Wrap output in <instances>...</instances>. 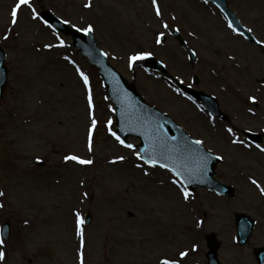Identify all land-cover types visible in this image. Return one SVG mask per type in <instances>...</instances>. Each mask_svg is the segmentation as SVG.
<instances>
[{
	"label": "rangeland",
	"instance_id": "obj_1",
	"mask_svg": "<svg viewBox=\"0 0 264 264\" xmlns=\"http://www.w3.org/2000/svg\"><path fill=\"white\" fill-rule=\"evenodd\" d=\"M228 1L264 43V0ZM18 3L0 0V44L9 67L0 101V227L11 222L0 264H208L212 241L223 264H257L255 250L264 246V140L252 144L242 130L264 131V46L236 34L203 0H29L17 9L13 25ZM43 8L80 30L91 26L111 63L146 100L221 157L217 178L235 186V197L189 191L171 172L120 144L112 135L114 107L97 70L70 36L41 20ZM173 28L196 52V63L171 35ZM144 53L150 55L131 60ZM149 56L167 65L169 78L144 67ZM195 74V87L218 98L231 124L178 91L175 81L193 84ZM73 155L93 163L65 159ZM119 157L125 164L113 166L123 161ZM88 212L90 224L84 220ZM239 213L256 219L246 245L236 239ZM182 252L189 253L188 261Z\"/></svg>",
	"mask_w": 264,
	"mask_h": 264
},
{
	"label": "water",
	"instance_id": "obj_2",
	"mask_svg": "<svg viewBox=\"0 0 264 264\" xmlns=\"http://www.w3.org/2000/svg\"><path fill=\"white\" fill-rule=\"evenodd\" d=\"M219 3L223 10L229 15L235 25L243 31L246 36L256 41L251 33L242 27L235 15L230 12L226 0H212ZM53 26L66 33H72L75 45L85 53L91 61L96 63L105 78L112 98L114 99L118 110L117 131L126 140L130 134L141 137L142 143L139 146L143 157L147 160L155 159L160 164H168L169 168H178L182 173L180 177L187 186L193 188L196 185L206 186L225 195H234V188L224 185L214 179L212 175L218 158L211 155L203 149L200 144L192 140L184 130L179 127L171 118L159 112L155 108H150L144 104L143 99L138 94L133 85L127 83L125 79H119L108 67L103 57L99 56L98 47L93 40V35L88 32L79 34L68 28L55 15L49 11L42 14ZM181 44L191 53L186 43L175 32ZM193 55V54H192ZM195 59V56H193ZM5 53L0 47V98L7 78V68L4 65ZM149 65L159 68L160 64L156 61H150ZM185 90L199 98L208 110L225 119L227 115L218 108V102L215 98L205 94L202 91H196L188 87ZM251 139L261 141L260 134L247 133ZM90 221V216L87 218ZM254 220L248 215L241 214L237 216V227L240 243L247 242L252 233ZM10 234L9 223H5L3 236L7 238ZM211 252L208 254L210 264H220L216 257V248L211 246ZM259 264H264V248L257 252Z\"/></svg>",
	"mask_w": 264,
	"mask_h": 264
},
{
	"label": "snow or ice",
	"instance_id": "obj_3",
	"mask_svg": "<svg viewBox=\"0 0 264 264\" xmlns=\"http://www.w3.org/2000/svg\"><path fill=\"white\" fill-rule=\"evenodd\" d=\"M28 2H29V0H19V3H18V4L15 6V8L12 10V12H11V16H12L11 23H12L13 25H15V24L18 22V13H17V9H19L21 5H26V4H28ZM153 2L155 3L156 0H153ZM87 6L90 7L91 4L89 3ZM156 14H157V15H160V8H159L158 5H157V7H156ZM165 27H167V25H165ZM85 31L91 32V31H93V29H92L91 26H89L87 29H85ZM249 31H251V29H249ZM5 39H7V37H5ZM48 47H51V45H48ZM105 55H107V53H105ZM145 55H150V53H144V54L134 55V56L131 57V60H132V61H136V60H138V59H142ZM80 76L83 78V82H84V84H85L86 86L89 85V78H88L87 75H85V74L83 73V71L80 72ZM253 99H254V98H253ZM88 102H89V104L92 103V95H91V88H90V87L88 88ZM96 125H97V121L95 120V118H93V120H92V129H93V130L96 128ZM112 135H113V136H114V137L120 142V144H124V143H125V141L122 140V139L120 138V136H118V135L116 134V132L113 131V132H112ZM91 140H92V137H91V135H90V136H89V150H91V147H92ZM196 143H197V144H201L202 141H196ZM126 146H127L128 148H132V147H133V145H131V144H128V145H126ZM136 155H137L138 157H140L141 159H143V156L141 155V153L137 152ZM65 159H69V160L77 161V162H79V163H81V164H91V163H93L92 160H85V159H82L81 157H79V156H75V155L65 157ZM119 159L123 160L124 158H123V157H119ZM149 162L152 163L153 166H155V165L158 163V161L155 160V159H150ZM163 167L167 168V167H169V165H168V164H164ZM173 171L176 172L177 176L182 175V173L179 171L178 168H173ZM260 190H261L262 192H264V188H261ZM3 195H4V193H3L2 191H0V196H3ZM188 195H189L188 192L185 191V192H184V196H185V198H187ZM0 207H3V204H0ZM77 215H78V226H80V225H82V224L84 223V221H83V218H82V217H79V214H77ZM78 231H79V235L81 236V239L83 240V228H82V227H78ZM3 243H4V240H3L2 238H0V244H3ZM180 255L183 256V255H186V253H183V252H182ZM4 257H5V253H4V252H0V260L4 259ZM163 264H176V261H174V260H170V259H169V260H165V261L163 262Z\"/></svg>",
	"mask_w": 264,
	"mask_h": 264
},
{
	"label": "bare ground",
	"instance_id": "obj_4",
	"mask_svg": "<svg viewBox=\"0 0 264 264\" xmlns=\"http://www.w3.org/2000/svg\"><path fill=\"white\" fill-rule=\"evenodd\" d=\"M78 75L80 76V73H78ZM81 77V76H80ZM69 161H72V162H74V163H76L77 165H80V166H87L86 164H79L77 161H73V160H69ZM125 163H124V160L122 161V162H118V163H114V165L113 166H115V167H120L121 165H124ZM132 171H134V170H132ZM130 215L131 216H134V214H133V212H130ZM182 258L185 260H187L188 261V259H189V253L188 252H186V255L185 256H182ZM160 262L163 264V260L162 259H160ZM131 264H139V262L138 263H131Z\"/></svg>",
	"mask_w": 264,
	"mask_h": 264
}]
</instances>
